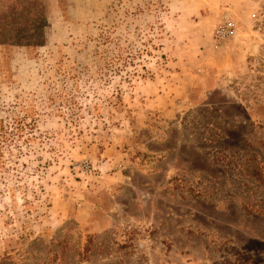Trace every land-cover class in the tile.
I'll return each instance as SVG.
<instances>
[{
	"label": "rangeland",
	"instance_id": "rangeland-1",
	"mask_svg": "<svg viewBox=\"0 0 264 264\" xmlns=\"http://www.w3.org/2000/svg\"><path fill=\"white\" fill-rule=\"evenodd\" d=\"M40 2L0 44V264H264V0Z\"/></svg>",
	"mask_w": 264,
	"mask_h": 264
},
{
	"label": "trees",
	"instance_id": "trees-1",
	"mask_svg": "<svg viewBox=\"0 0 264 264\" xmlns=\"http://www.w3.org/2000/svg\"><path fill=\"white\" fill-rule=\"evenodd\" d=\"M41 4L40 0H0V44L34 45L44 22Z\"/></svg>",
	"mask_w": 264,
	"mask_h": 264
},
{
	"label": "crops",
	"instance_id": "crops-1",
	"mask_svg": "<svg viewBox=\"0 0 264 264\" xmlns=\"http://www.w3.org/2000/svg\"><path fill=\"white\" fill-rule=\"evenodd\" d=\"M224 53H226L225 50L222 51V54H224ZM231 66H232V63H230L229 60L225 59V58H224V55H222V65H221V67L217 66L216 68L219 69L222 73H224V72H226L227 70H229ZM222 93H223V92H222ZM235 103H236V102H235ZM224 104H226V103H224ZM236 104L240 106L239 103H236ZM168 172H169V171L164 172V171L159 170V171H156V172L154 173V176L157 175V174H161V175H162V179H166V180H168V179H169L168 176L170 175V173H168ZM148 185H149V184H146L145 186H148Z\"/></svg>",
	"mask_w": 264,
	"mask_h": 264
},
{
	"label": "built area",
	"instance_id": "built-area-1",
	"mask_svg": "<svg viewBox=\"0 0 264 264\" xmlns=\"http://www.w3.org/2000/svg\"><path fill=\"white\" fill-rule=\"evenodd\" d=\"M231 34L232 32L228 28L222 27L216 32V38L223 41L228 38Z\"/></svg>",
	"mask_w": 264,
	"mask_h": 264
}]
</instances>
